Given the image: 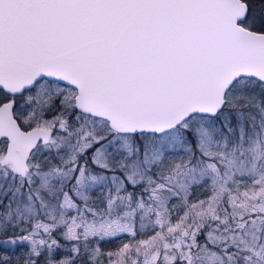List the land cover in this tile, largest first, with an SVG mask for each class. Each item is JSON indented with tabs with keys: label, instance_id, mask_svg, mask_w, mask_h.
Returning <instances> with one entry per match:
<instances>
[{
	"label": "snow or ice",
	"instance_id": "snow-or-ice-1",
	"mask_svg": "<svg viewBox=\"0 0 264 264\" xmlns=\"http://www.w3.org/2000/svg\"><path fill=\"white\" fill-rule=\"evenodd\" d=\"M0 264H264V0H0Z\"/></svg>",
	"mask_w": 264,
	"mask_h": 264
}]
</instances>
